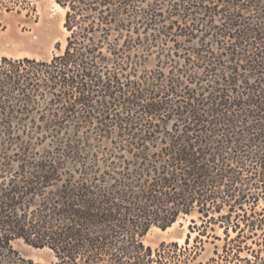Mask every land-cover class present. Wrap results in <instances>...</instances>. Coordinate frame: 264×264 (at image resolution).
I'll return each instance as SVG.
<instances>
[{"label":"trees","instance_id":"1","mask_svg":"<svg viewBox=\"0 0 264 264\" xmlns=\"http://www.w3.org/2000/svg\"><path fill=\"white\" fill-rule=\"evenodd\" d=\"M28 1L0 0V10L20 12ZM54 1L65 10L63 50L48 60L0 56V264H49L23 255L16 240L48 249L50 264H195L211 236L222 242L207 264H264V0H221L227 9L212 0ZM195 12L207 18L204 30L201 18L174 20ZM197 32L199 45L176 43ZM168 40L176 50H157L152 81L138 82L151 48ZM179 48L195 73L176 69L187 84L178 74L162 84ZM53 104L62 108L48 107L57 119L50 124L12 122ZM72 117L101 139L115 126L116 151L82 161L70 143L78 130L60 139ZM32 132L54 136L58 156L30 155L22 137ZM185 216L183 243H144L153 226Z\"/></svg>","mask_w":264,"mask_h":264},{"label":"rangeland","instance_id":"2","mask_svg":"<svg viewBox=\"0 0 264 264\" xmlns=\"http://www.w3.org/2000/svg\"><path fill=\"white\" fill-rule=\"evenodd\" d=\"M147 1V0H146ZM170 2H174L175 0H169ZM213 4L217 5V9H227L225 6L222 5L221 0H212ZM29 6L26 9H21L20 12L15 10L12 11H5L0 10V56L5 55L7 57L12 58H20L27 56L29 58H35L36 60H48L53 56L55 53H59L63 50L65 43H66V36L68 32L63 27V19L65 10H61L54 0H29ZM168 3H164L163 6L159 9L163 10L165 13L168 12L170 9ZM102 9H113L112 8H102ZM137 9H142V6L138 7ZM232 9V8H231ZM239 9V8H236ZM245 9V8H242ZM250 9V8H248ZM195 11H199L195 9ZM249 14H253L249 12ZM248 12H244V18H246L249 22H253L254 18L252 15H249ZM192 17L196 18H185L181 20V18L177 17L174 18L175 22L179 25H190L191 23H196L197 18H201L200 28H206V21L207 18L204 17L201 13L195 12ZM215 25H220L222 19L219 16L214 17L212 21ZM166 21L160 22L158 28L160 26H164ZM201 32H197V37L191 41H187L185 37H178L176 43L180 44L181 47L188 46V47H195L200 44L199 36ZM224 45H228L231 41L229 39H224ZM175 43V42H174ZM157 46L152 47V52L148 56L149 64L145 67L144 65L139 66V70L136 71V75L138 78V82L146 81L151 82L152 78L147 77L148 70L154 66L156 61V51L160 49H165V53L174 52L176 49L173 46V41L168 40L165 44H156ZM214 47V45H213ZM182 49V48H179ZM144 49H140V52H143ZM145 52V51H144ZM181 56L172 58V61L166 62L164 64L163 70L165 73L164 82L171 76L172 74H178L181 76V79L187 84L186 76L182 75V73H178V70L186 69L188 73H195V70L192 67L184 66L183 65V56L186 54L185 50H180L178 52ZM227 63V61L225 62ZM175 67L171 69L173 66ZM188 68V69H187ZM178 69V70H176ZM170 70V71H169ZM172 70V71H171ZM179 70V71H180ZM173 72V73H172ZM201 70H198L200 73ZM135 77V76H134ZM132 77V78H134ZM122 80H126L125 77H121ZM184 84V85H185ZM189 86L191 84H188ZM183 88V86H182ZM48 100V98L46 99ZM47 102V101H46ZM44 101V104L46 103ZM43 105V101H41ZM40 108V111L43 110L44 115H40V111L33 110L31 115H16L12 118L13 123H21L24 125L28 124H50L51 122L57 120L53 117L52 112L47 110L48 107L54 109L56 114H60L62 105L61 104H53L52 106L48 105L46 108ZM115 112V111H113ZM116 113H120V109L116 110ZM60 117V116H59ZM66 125V130L61 134L60 139L62 143L68 141V139L73 138L74 131L78 130L79 136H88L89 139L86 142H81L82 139L79 140V136L75 135L74 139L70 143H74L81 149V160L84 161L86 164L93 162V158L98 156L99 159L103 157H108L111 155L114 149V145H117L118 142H121V137L117 136V128L115 126L110 127L111 138L108 139H101L95 136V129L93 126L88 127L87 125H80L78 126V119L77 117H72L67 120H62ZM158 122L157 119H155ZM76 126L78 128L76 129ZM22 145L27 144L29 147V153L34 158H42L50 156L47 154V151L51 153V155L58 156V147L57 140L54 136H51L50 133H47L42 137L37 133H31V135H24L22 137ZM12 150L9 152L10 154H16L20 152V147L13 146ZM69 167L73 165V162L67 163ZM264 206V202L261 204ZM190 223L189 217L185 216L184 218H179L176 222L171 224L170 226L162 229L157 226H153L144 236V243L150 245L152 248H155L161 241H170V240H177L180 244L183 243L184 239L186 238V234L189 231L188 224ZM217 235H222L221 231L217 229L215 231ZM195 232L191 233L190 242H193V237ZM183 237V240L180 239ZM206 239V237H203ZM214 240V242H211ZM221 240L215 239L212 236L208 238L202 245L203 249L199 250V254L196 255L194 262L195 264H207V260L209 257L214 256L213 253L214 245L221 244ZM13 246L20 250V252L35 261H39L42 263H52L55 258L52 253L46 248H34L31 246L26 245L21 240H16L13 243ZM246 254L242 252L241 255Z\"/></svg>","mask_w":264,"mask_h":264},{"label":"bare ground","instance_id":"3","mask_svg":"<svg viewBox=\"0 0 264 264\" xmlns=\"http://www.w3.org/2000/svg\"><path fill=\"white\" fill-rule=\"evenodd\" d=\"M57 4V3H56ZM57 6L62 10L63 8L57 4ZM64 10V9H63ZM181 241L183 240V237L180 239Z\"/></svg>","mask_w":264,"mask_h":264}]
</instances>
